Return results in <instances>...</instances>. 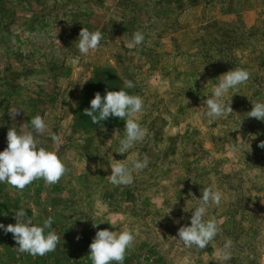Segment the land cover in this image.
I'll list each match as a JSON object with an SVG mask.
<instances>
[{
  "label": "rangeland",
  "instance_id": "1",
  "mask_svg": "<svg viewBox=\"0 0 264 264\" xmlns=\"http://www.w3.org/2000/svg\"><path fill=\"white\" fill-rule=\"evenodd\" d=\"M82 28L103 33L87 57L77 47ZM138 30L145 42L129 49ZM237 67L250 78L232 95L231 115L210 121L204 101ZM125 79L144 99L140 122L149 132L127 156L118 153L123 119L93 124L84 115L95 93ZM258 100L264 0H0V151L9 128L39 114L61 138L68 169L55 184L37 179L22 191L0 183V223H15L26 208L36 223L52 216L61 234L55 251L33 256L0 230V264H92L96 231L125 228L136 239L124 264H264V121L247 116ZM12 108L23 110L12 118ZM42 143L56 147L50 135ZM135 153L147 155L149 167L133 184L113 185L114 159ZM209 186L223 194L210 212L221 233L205 249L185 247L178 229ZM225 238L234 242L227 262L218 255Z\"/></svg>",
  "mask_w": 264,
  "mask_h": 264
},
{
  "label": "clouds",
  "instance_id": "2",
  "mask_svg": "<svg viewBox=\"0 0 264 264\" xmlns=\"http://www.w3.org/2000/svg\"><path fill=\"white\" fill-rule=\"evenodd\" d=\"M102 39V30L89 31L82 28L77 39L79 53L87 57L98 49ZM144 42L145 34L138 30L127 41V47L133 49ZM250 75L248 70L239 67L221 74L204 101L206 111L203 115L210 121L231 115L233 112L231 97L239 93V86L246 83ZM134 87L133 81L125 79L123 87L118 90L107 91L103 96L99 92L95 93L90 100V107L84 110V115L90 117L93 124L107 120L109 117L124 120L123 136L118 141V153L126 156L149 135L148 129L140 122L144 112V99L127 91ZM230 91L231 96H228ZM251 104L247 116L264 121V100ZM21 109L12 108L10 117L19 116ZM49 135L56 147L49 148L42 143V139ZM6 139L7 147L0 151V183H7L22 191L37 179H43L47 184H55L68 171L66 163L58 155L62 140L58 135L51 134L50 124L45 117L37 114L22 127L9 128ZM259 147L264 148V142H261ZM231 148L234 152L238 150L235 144ZM114 160L115 163L110 165L109 175L113 185L133 184L135 174L147 169L150 164V158L147 155L141 158L139 153L133 154L128 159ZM222 199L223 194L216 187L204 188L199 199L190 209V223L178 229L177 239L182 241L185 247L195 246L200 250L205 249L221 233L222 222L210 215V212L214 206L221 205ZM25 209L20 208L15 213V223L7 225L0 223V230L13 235L19 253L27 252L33 256H43L55 251L61 241V234L52 227L53 217L49 216L42 223H36L33 216L26 214ZM93 227H97V223H93ZM135 239L136 233L127 228L118 232L108 229L97 230L89 245V258L92 264H124L126 252L134 246ZM233 247V240L225 238L218 249L221 261L227 262L232 259Z\"/></svg>",
  "mask_w": 264,
  "mask_h": 264
}]
</instances>
